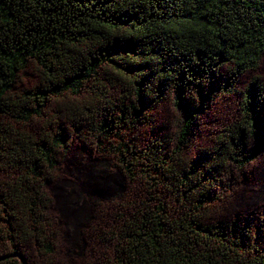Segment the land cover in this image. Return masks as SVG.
Here are the masks:
<instances>
[{
	"label": "trees",
	"instance_id": "trees-1",
	"mask_svg": "<svg viewBox=\"0 0 264 264\" xmlns=\"http://www.w3.org/2000/svg\"><path fill=\"white\" fill-rule=\"evenodd\" d=\"M263 55L264 0H0V264H29L33 244L43 256L55 251L46 186L68 134L27 127L53 100L85 92L75 114L118 140L110 152L129 178L144 176L166 197L123 220L112 264H264L262 215L208 217L227 166L242 168L264 149L259 78L241 91V123L196 160L169 152L164 136L145 145L125 138L173 98L186 117L183 143ZM116 86L122 98L103 109Z\"/></svg>",
	"mask_w": 264,
	"mask_h": 264
},
{
	"label": "rangeland",
	"instance_id": "rangeland-1",
	"mask_svg": "<svg viewBox=\"0 0 264 264\" xmlns=\"http://www.w3.org/2000/svg\"><path fill=\"white\" fill-rule=\"evenodd\" d=\"M30 74L36 76L34 70ZM255 78L264 83V55L256 69L238 79L237 92L217 97L199 115L183 143L179 139L186 117L173 98L148 113V124L140 123L126 130L125 138L145 145L164 136L170 141L169 152L178 150L180 157L196 160L204 151L210 152V148L217 146V137L227 128L241 123V91ZM26 83L31 85L34 81ZM105 92L108 101L99 102L103 109L122 98L118 86ZM86 93L53 100L46 116L35 118L27 127L37 133L62 126L68 134L67 147L60 151L57 169L46 186L52 200L48 217L55 251L43 256L33 244L27 251L29 264H112L123 220L151 197L158 196L162 201L166 198L164 190L152 189L144 176L129 178L119 157L110 152L111 143L117 145L118 140L98 137L75 114V106L84 105ZM254 146L251 141L249 148ZM221 178L217 199L209 204L211 220L230 221L256 213L264 218V149L242 168L229 164Z\"/></svg>",
	"mask_w": 264,
	"mask_h": 264
},
{
	"label": "water",
	"instance_id": "water-1",
	"mask_svg": "<svg viewBox=\"0 0 264 264\" xmlns=\"http://www.w3.org/2000/svg\"><path fill=\"white\" fill-rule=\"evenodd\" d=\"M16 256H18L17 254H15ZM23 260V259H22Z\"/></svg>",
	"mask_w": 264,
	"mask_h": 264
}]
</instances>
